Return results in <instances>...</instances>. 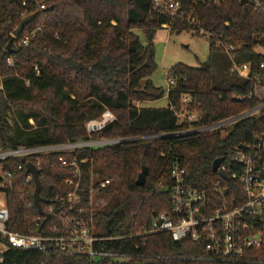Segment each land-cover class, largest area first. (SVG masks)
<instances>
[{
  "label": "trees",
  "instance_id": "16d2710c",
  "mask_svg": "<svg viewBox=\"0 0 264 264\" xmlns=\"http://www.w3.org/2000/svg\"><path fill=\"white\" fill-rule=\"evenodd\" d=\"M22 1L0 0V150L125 139L119 144L43 156L41 197L49 200L71 189L65 181L72 176V169L59 167V156L87 159L82 165L84 201L89 204L91 188L110 180L98 195L102 204L93 211V218L106 236L120 237L106 247L127 256L123 261L103 264H200L189 260L204 257L203 250L189 239L175 241L164 232L136 235L145 233L156 215L171 210L174 158L185 168L191 184L209 189L223 180L213 170L214 161L221 157L227 161L235 146L252 150L255 137L264 132V119L244 118L226 136L219 131L179 133L255 107L264 100V87L233 74L231 60L213 39L209 40L211 56L207 62L173 68L169 78L176 84L169 93L155 86L150 79L158 67L153 39L170 20L154 11L152 0H25L26 5ZM37 3L45 8L40 9ZM36 11L40 12L38 17L24 31L37 26L42 30L29 44L7 49L8 43L15 41L12 32L20 19ZM196 12L205 31L238 48V63L251 62L254 73L264 77V70L258 69L264 61V14L234 1L218 6L200 3ZM182 30L177 25L171 33ZM137 31L143 32L147 44L141 42ZM166 95V107L144 105ZM183 95L191 98L187 109L197 113L198 122H179L176 110L182 108ZM107 110L115 120L88 133L86 124L100 119ZM32 159L19 156L4 160L1 169L15 171ZM143 167H147L148 176L140 187L136 180ZM16 172L14 187L5 189L8 226L20 233H34L41 223L33 202L35 184L21 186L26 170ZM223 183L228 197L242 195L241 186L230 174ZM3 264L89 262L12 249L5 253Z\"/></svg>",
  "mask_w": 264,
  "mask_h": 264
},
{
  "label": "built area",
  "instance_id": "2783aa9c",
  "mask_svg": "<svg viewBox=\"0 0 264 264\" xmlns=\"http://www.w3.org/2000/svg\"><path fill=\"white\" fill-rule=\"evenodd\" d=\"M228 1L245 4L254 11L264 14V0H152V6L154 11L169 18L170 22L163 25L165 29L171 32L177 25L183 29L191 27L196 33L208 37L209 40H215L216 45L220 46L231 60L233 74L264 87V77L254 73V65L251 62L236 61L238 48L235 45L227 44L216 34L207 32L200 26L196 16V9L200 3L218 6ZM22 5H26L25 0L22 1ZM37 5L40 9L45 8L44 5L38 3ZM41 30L42 27L37 26L32 30L23 31L20 37L15 38L12 45L17 47L20 44H29ZM258 69L264 70V61L259 63ZM175 84L176 80L169 78L167 93ZM190 102L191 98L188 95L182 96V106ZM171 108L175 109L174 106ZM176 114L179 122L187 120L196 123L199 120L197 113L188 111L184 113L182 108L176 110ZM247 117H252L256 121L264 119V100L238 115L211 125H196L189 131L179 134L219 131L226 136L236 122ZM114 120V115L107 110L100 119L86 124L87 131L88 133L99 131ZM124 140H97L0 150V162L19 156L34 157L25 164V167L20 164L15 171L3 172L0 165V264L4 263L5 253L12 249L73 256L85 259L89 264L127 259L126 254L106 247V243L118 241L120 237L106 236L102 226L93 218V211L99 203L102 204L98 195L110 185V180L101 181L96 189L91 188L89 204L84 201L82 165L88 161L87 159H79L76 155L72 159L63 155L58 157L59 167L72 169V176L65 181L71 189L60 192L49 200L43 199L41 202L43 214L36 208L41 223L37 224L38 230L34 233L24 234L9 228L10 211L5 190L14 187L16 171L23 169L26 170V176L21 180V186L34 182L33 174L27 170V164L32 163L41 171L43 156L51 152L74 153L82 147H101L119 144ZM254 142L252 150L249 147L243 148V145L235 146L228 160L224 159L220 166L227 174V178L222 179L227 180L230 174L241 186L242 195L228 197L223 180L215 182L209 189L191 184L186 178L185 168L177 158H174L170 172L172 186L169 188L171 210L156 215L145 233H137L136 236L144 237V234L164 232L170 234L175 241L189 239L204 253V257L189 260L200 264L215 262L264 264V132L256 136ZM21 196H24V193L21 192Z\"/></svg>",
  "mask_w": 264,
  "mask_h": 264
},
{
  "label": "rangeland",
  "instance_id": "374dc122",
  "mask_svg": "<svg viewBox=\"0 0 264 264\" xmlns=\"http://www.w3.org/2000/svg\"><path fill=\"white\" fill-rule=\"evenodd\" d=\"M137 34L141 42L147 44L148 41L143 32L137 31ZM153 43L158 67L150 79L155 86L161 87L165 91L168 90L169 77L177 64L198 67L200 64L207 62L211 56L208 37L200 35L193 30L184 29L178 33H171L169 29L163 27L157 31ZM262 51L264 52V50ZM168 103L166 95L160 100L145 103L144 105L157 108L166 107ZM187 106V104L182 106L184 113L188 111ZM221 134L223 136L224 133ZM98 202L100 201L98 200ZM99 205L101 203L98 204V208Z\"/></svg>",
  "mask_w": 264,
  "mask_h": 264
},
{
  "label": "water",
  "instance_id": "95a60500",
  "mask_svg": "<svg viewBox=\"0 0 264 264\" xmlns=\"http://www.w3.org/2000/svg\"><path fill=\"white\" fill-rule=\"evenodd\" d=\"M39 13H40L39 11H36L33 13H29L27 15H24L20 19L18 26L12 32L13 37L14 38L20 37L21 34L23 33L24 29L38 17ZM11 45H12V41H10L8 43L7 49H10ZM168 136H171V135H168ZM242 147L246 148V149L248 148L247 146H244V145ZM223 161H224L223 157L216 159L213 163V170L215 172H217L220 177H222L223 179H226L227 174L220 167L221 164L223 163ZM27 170H28V172L33 174V178H34V183H35L34 203H35L39 213L43 214L42 206H41V202L43 201V198L40 195V192H41L40 173H41V171L32 163L27 164ZM147 176H148V169H147V167H143L141 173L139 174V176L136 180V185L140 186V187L144 186L146 184ZM135 264H148V263L138 262Z\"/></svg>",
  "mask_w": 264,
  "mask_h": 264
}]
</instances>
